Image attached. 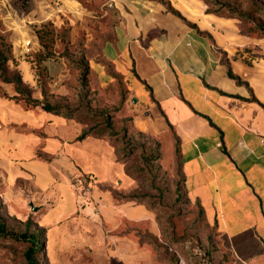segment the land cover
I'll list each match as a JSON object with an SVG mask.
<instances>
[{
  "label": "crops",
  "instance_id": "obj_1",
  "mask_svg": "<svg viewBox=\"0 0 264 264\" xmlns=\"http://www.w3.org/2000/svg\"><path fill=\"white\" fill-rule=\"evenodd\" d=\"M83 1L0 0V20L34 97L40 90L30 61L41 52L42 26L67 24L91 45L98 33L109 36L97 59L89 58L91 86L123 88L137 101L135 111L143 108L173 129L188 198L217 227L220 250L233 264H264V39L242 35L235 19L207 14L201 0H164L191 25L155 0H106L96 16ZM42 66L51 94L67 96L65 84L77 74L62 59L49 58ZM83 130L77 120L0 92V174L7 199L23 184L27 204L37 212L50 210L58 222L84 219L104 238L107 264H159L126 233L105 240L103 228L121 231L125 222L147 223L158 238L161 231L146 207L115 201L108 188L131 183L125 168L106 140L78 141ZM78 177L93 180L92 199L73 187ZM17 195L21 200L22 192Z\"/></svg>",
  "mask_w": 264,
  "mask_h": 264
},
{
  "label": "rangeland",
  "instance_id": "obj_2",
  "mask_svg": "<svg viewBox=\"0 0 264 264\" xmlns=\"http://www.w3.org/2000/svg\"><path fill=\"white\" fill-rule=\"evenodd\" d=\"M106 0H85L83 1L87 6L88 11L97 15V6ZM224 3H228L238 10H245L247 8L248 0H220ZM1 21V20H0ZM91 30H101L100 27L91 26ZM4 27V26H3ZM103 32H108L109 27L104 26ZM247 28V27H244ZM5 29V28H4ZM77 30V28H75ZM6 30V29H5ZM73 28L68 29L67 24L62 27H56L54 46L55 56L53 59H66L62 56H68L72 60H78L81 54L87 59L93 55V58L98 57L97 51L99 46L108 40L109 36L101 35L98 33V37L92 45L91 40H88L82 32L79 30L74 37ZM9 33V32H8ZM105 38V39H104ZM91 39V38H90ZM42 50V49H41ZM19 60V59H18ZM69 72L73 75L77 74V71H72L68 65ZM71 79L65 84L67 87L68 95L59 96L51 94L49 87V80L46 76L43 88L48 90L49 96L68 100L72 103H77L78 92L80 89L78 78ZM25 78H28L26 75ZM91 96L88 99V107L90 110V118L94 122H99V119H94V112L105 111L112 116V123L116 127V132H120L124 128L128 129L129 138L132 142L130 147L125 151L120 146L117 150L113 147L115 139H111L109 136L107 142L112 147L116 160L126 170L132 169L130 173L138 175V180H134L132 177L127 176L130 180L131 187L125 186L124 183L118 182L114 187L108 188L113 195L117 196H130L141 195L154 197L155 201L148 200L155 207L161 210L158 221L166 223L169 218L173 219V225L175 226L176 234L184 241H192V247L202 248L206 251L209 249H218L220 254H225L220 250V244L218 240V232L215 225H210L204 218L197 203L191 202L188 198L182 199L179 203H174V192L176 185L181 183V162L179 156L175 150L176 138L173 129L165 125L161 118L155 119L150 114L145 115L143 108L135 111L136 103L133 104L132 100L125 95V90L115 91L112 88L106 90H98L93 88L90 84ZM7 92L14 94L11 90ZM142 101V98H140ZM70 103V104H72ZM125 105L128 107L125 108ZM121 138V137H120ZM121 140V139H118ZM173 142V143H172ZM156 149L159 157L158 160L149 168L147 173H138L136 167L141 162V150L137 148ZM131 153L132 159L128 162L126 167L123 163L122 153ZM0 218L6 224V228L16 234L24 233L27 230L42 233L41 242L43 243V250L40 252L43 255L40 258V264H107V257L105 255V249L102 248L103 242L99 231H95L88 226L87 221L74 217L70 219H64L57 221L52 216L51 211L47 212H32L30 206H28L27 198L28 194L24 190L23 184L15 186V193L13 200H9L6 197V184L5 178L0 174ZM121 190V191H120ZM22 192L21 200L17 199V193ZM113 196V197H114ZM161 204V206H159ZM30 220V226L27 227V222ZM166 233L169 230H165ZM105 233V240L113 239L120 234H128L134 241L140 244L143 241L141 247L143 249L153 252V247L149 244V240H144V236H148L149 227L147 223H129L125 222L121 231L113 232L109 227L103 228ZM95 236L92 239L90 236ZM98 237V238H97ZM108 237V238H106ZM99 242V243H97ZM107 244V243H106ZM199 245L197 247L195 245ZM190 245L185 243H178L174 247L180 257V264H195V258L190 254ZM202 247V248H201ZM201 248V249H200ZM27 245L19 243L14 240L4 239L0 237V264H26L25 252ZM203 257V255H202ZM216 264H233L231 257H222L221 255L215 257ZM162 264V263H161ZM167 264V263H163Z\"/></svg>",
  "mask_w": 264,
  "mask_h": 264
},
{
  "label": "trees",
  "instance_id": "obj_3",
  "mask_svg": "<svg viewBox=\"0 0 264 264\" xmlns=\"http://www.w3.org/2000/svg\"><path fill=\"white\" fill-rule=\"evenodd\" d=\"M165 7L173 15L177 16L184 22L186 20L171 7V5L164 0H155ZM205 3L207 7V14L215 15L220 18L235 19L239 22L240 33L244 36L251 38L264 39V0H248L247 8L243 11L238 10L237 8L231 6L228 3H224L220 0H201ZM187 23V22H186ZM188 25H191L187 23ZM55 23H48L42 26L37 31V37L41 45V52L36 54L33 61H30L33 64L34 74L36 78V86L40 90V98L34 97V87L28 85L24 82L21 71L19 70L21 60L15 58L13 54V45L11 42V35L8 33L2 22L0 21V92L5 98H9L17 103H23L28 107L36 108L40 107L45 112L50 113L55 116H64L70 119L77 120L84 126L82 135L78 141H84L88 138H96L100 140H106L109 136L112 140L118 141V143L113 144V147L117 150L120 146L125 151L130 147L132 142L129 138L128 129L124 128L120 132H116V127L112 123V116L106 113L105 111L94 112L93 118L99 119V122H94L90 118V110L88 107V99L91 96L90 90V75L91 69L89 63L87 62L84 54H81V57L78 60H72L68 56L65 57L68 67L72 71L78 72V81H79V92L77 103H72L68 100H61L49 96L48 90L43 88L44 82L46 81L45 69L42 66V63L55 56L54 46L56 43L55 39ZM247 27V28H244ZM228 65V63H226ZM229 67V65H228ZM230 78L237 81L238 84L243 85V82L235 77L231 70H229ZM8 88V89H7ZM8 91H12L14 94L10 95ZM72 103V104H70ZM121 137V138H120ZM111 139L109 140L110 142ZM121 139V140H118ZM107 141V140H106ZM120 145V146H119ZM141 150V162L136 171L138 173H147L149 168L158 160L159 154L156 149H146L144 147L137 148ZM175 150L179 156L178 143L176 142ZM123 163L124 166L132 159L131 153L123 154ZM117 157V156H116ZM180 159V156H179ZM181 162V160H180ZM132 169L128 168L125 172L126 175L132 177L134 180H138L139 176L130 173ZM181 183L176 185L174 195V203H179L182 199L188 198L186 189H185V177L183 173V168L181 164ZM1 183V181H0ZM114 196V195H113ZM116 202H126V203H136L147 208L148 211L155 214L157 223L161 231V238L153 236L150 232L148 236H144V240H149V244L153 247V254L156 257V260L159 264H180V257L175 250V246L178 243H185L190 245L189 252L195 258V264H216L217 261L215 257L222 256L226 257V254H220L218 249H205L199 250L198 248L192 247V241H184L177 236L175 226L173 225V219L169 218L167 222L162 223L158 221V216L160 217L161 210L155 207L147 199L155 201L154 197L151 196H141V195H130V196H114ZM189 199V198H188ZM200 208L201 213L204 218L203 208L197 204ZM161 206V204L159 205ZM30 226V220L27 222V227ZM216 227V226H215ZM169 230L166 233L165 230ZM217 229V227H216ZM42 233L34 232L27 230L24 233L16 234L9 231L6 228V224L0 218V237L4 239H10L23 243L27 245V250L25 252L26 264H40V258L43 255L40 253L43 250V243L41 242ZM143 241L140 242L139 246L141 247ZM200 247L199 245H195ZM142 248V247H141ZM194 250H199L201 255L194 253ZM229 257V256H228ZM191 264V263H190Z\"/></svg>",
  "mask_w": 264,
  "mask_h": 264
},
{
  "label": "built area",
  "instance_id": "obj_4",
  "mask_svg": "<svg viewBox=\"0 0 264 264\" xmlns=\"http://www.w3.org/2000/svg\"><path fill=\"white\" fill-rule=\"evenodd\" d=\"M31 47V43L27 42L26 48L29 49ZM73 187L77 192H79L86 200H90L93 198V180L89 177H78L75 179L73 183ZM194 253L197 255H201L199 250H194ZM181 264H184L183 262Z\"/></svg>",
  "mask_w": 264,
  "mask_h": 264
},
{
  "label": "water",
  "instance_id": "obj_5",
  "mask_svg": "<svg viewBox=\"0 0 264 264\" xmlns=\"http://www.w3.org/2000/svg\"><path fill=\"white\" fill-rule=\"evenodd\" d=\"M134 103H137V101L134 100ZM30 208H31V211L34 212V213L38 211V209L35 208L33 204L30 206Z\"/></svg>",
  "mask_w": 264,
  "mask_h": 264
}]
</instances>
